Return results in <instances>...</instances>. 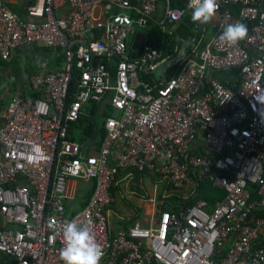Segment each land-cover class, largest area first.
Returning <instances> with one entry per match:
<instances>
[{
  "label": "built area",
  "instance_id": "built-area-1",
  "mask_svg": "<svg viewBox=\"0 0 264 264\" xmlns=\"http://www.w3.org/2000/svg\"><path fill=\"white\" fill-rule=\"evenodd\" d=\"M189 2L21 0L19 14L0 0V61L18 47L63 54L59 68L28 76L36 96L15 91L0 105V264H64L73 220L91 222L101 264H264V0H218L214 31L204 26L179 59L181 48L170 57L145 42L130 56L136 34L151 21L170 33ZM235 18L248 38L229 46L218 36ZM228 69L234 87L214 76ZM102 102L113 111L99 148L86 151L68 123ZM131 168L180 194L205 177L225 195L170 209L156 182L146 220L112 228L111 188ZM73 179L91 185L75 211Z\"/></svg>",
  "mask_w": 264,
  "mask_h": 264
},
{
  "label": "trees",
  "instance_id": "trees-1",
  "mask_svg": "<svg viewBox=\"0 0 264 264\" xmlns=\"http://www.w3.org/2000/svg\"><path fill=\"white\" fill-rule=\"evenodd\" d=\"M171 6L175 8H184L186 5V0H170ZM192 11H188L181 19L176 23L175 28L170 32L163 31L160 26H158L155 21H151L145 28V34L147 35L143 42L150 44L152 47L160 50L162 54L174 57L177 54L183 43L189 41L192 37H198L202 34L204 26L208 30L207 24L201 25L199 23H193L191 20ZM236 15V11L234 12ZM33 49L41 52L50 50L47 47H32ZM177 48V49H176ZM60 50V49H59ZM61 52V50H60ZM136 52L134 49L130 48V56L134 57ZM63 59V54L61 52ZM113 70V62L109 65ZM173 70L170 68L169 73L172 74ZM236 70L228 69L222 71H216L214 76L217 77L221 82L229 87H234L238 81L236 77L234 80H230V74H235ZM79 71L77 69L73 70L70 84L69 93L72 95L76 89V82L78 79ZM169 74V75H170ZM236 76V75H234ZM235 82V83H234ZM22 95H32L36 96L37 93L31 92L28 88L24 91H20ZM71 100L69 97L68 101ZM6 98L0 97V105H4ZM87 114L80 115L76 120L70 121L68 123L67 137L76 140L84 145L85 150H89L90 147L97 150L100 143L105 135L104 123L105 119L112 114V107L108 102H102L101 104L91 103L88 105ZM130 175V177L137 178L143 175H150L146 171H140L134 168L127 170L126 172L119 171L116 181L118 183L112 186L111 192L115 195V190H120L119 176L120 175ZM152 179L156 182L163 181L164 189L162 191L163 197L167 198L168 201L172 202L167 204V208L177 209L178 206L193 204L197 199L203 198L213 204L215 201L222 199L225 195L224 190L212 186L211 182L207 178H203L197 181L195 189L189 194H180L174 191L170 184L166 180H161L153 175H150ZM121 177V176H120ZM119 178V179H118ZM91 193V188H90ZM89 193V195H90ZM88 199V197H87ZM86 199V200H87ZM162 200V199H160ZM165 200V199H163ZM86 202V201H85ZM84 202V203H85ZM82 204V206L84 205ZM168 203V202H167ZM166 204V203H165ZM258 214L264 216V212H259Z\"/></svg>",
  "mask_w": 264,
  "mask_h": 264
},
{
  "label": "crops",
  "instance_id": "crops-1",
  "mask_svg": "<svg viewBox=\"0 0 264 264\" xmlns=\"http://www.w3.org/2000/svg\"><path fill=\"white\" fill-rule=\"evenodd\" d=\"M6 1L15 12L22 14V8L20 6L21 0ZM216 21L217 15L207 24L209 33L214 31ZM235 21H238L237 18H235ZM61 64L62 56L59 49H50L41 52L30 47L16 48L13 50L8 60L0 61V77H4L2 79L3 84H0V86H2L0 87V97L4 96V91H2V89L4 90L5 88H12V93L26 90L28 88V76L30 74L45 69H56L59 68ZM3 86H5V88ZM10 95L6 98L5 103ZM117 183L118 181H116V184ZM68 187L69 199L67 203L69 207L71 206V211H75L80 208L87 197H89L91 185L89 182L73 179L69 181ZM191 187L192 186H189V190ZM186 193L187 191L183 194ZM120 194V190L116 189L114 195L115 201L110 207L109 220L112 228L127 226L134 220H141L144 222L148 215L155 209V205L148 200V197L153 194L150 190L132 196L129 205L125 204L122 199H120ZM161 201L169 205L166 200Z\"/></svg>",
  "mask_w": 264,
  "mask_h": 264
},
{
  "label": "clouds",
  "instance_id": "clouds-1",
  "mask_svg": "<svg viewBox=\"0 0 264 264\" xmlns=\"http://www.w3.org/2000/svg\"><path fill=\"white\" fill-rule=\"evenodd\" d=\"M191 20L201 25L212 21L218 10V0H190ZM248 27L241 21H235L222 27L218 39L229 45H237L248 38ZM104 255L103 246L97 241L91 222L78 224L75 220L63 228V247L59 256L64 264H101Z\"/></svg>",
  "mask_w": 264,
  "mask_h": 264
},
{
  "label": "rangeland",
  "instance_id": "rangeland-1",
  "mask_svg": "<svg viewBox=\"0 0 264 264\" xmlns=\"http://www.w3.org/2000/svg\"><path fill=\"white\" fill-rule=\"evenodd\" d=\"M138 30L144 31V29L142 28H138ZM4 77L1 76L0 77V84H3V79ZM2 87V86H0ZM5 88V86H3ZM12 88H8V89H2L3 94H4V98H7L13 90H11ZM121 176V177H120ZM119 178V183H120V199H122V201L129 205L130 204V200L132 196H136L137 194H140L141 192H148V190H150L153 193V185L156 183V181H154L152 179V177L150 175H143L141 177H137V178H133L130 177V175H120ZM161 182H157L158 184V190L156 191V196L157 199L159 201H161L160 199H165L168 203H172L170 201H168V199L165 197H163L162 191L164 189V185ZM135 192V193H134Z\"/></svg>",
  "mask_w": 264,
  "mask_h": 264
},
{
  "label": "water",
  "instance_id": "water-1",
  "mask_svg": "<svg viewBox=\"0 0 264 264\" xmlns=\"http://www.w3.org/2000/svg\"><path fill=\"white\" fill-rule=\"evenodd\" d=\"M146 36L147 35L145 33H142V32L136 34L135 39L131 45V48L134 49L135 51H137L140 48V46H141L142 42L144 41V39L146 38ZM187 44H189V41H186L183 43V46L181 47L180 52H179L178 56L176 57V59H179L180 57H183L185 55V46ZM158 73H159V71H158Z\"/></svg>",
  "mask_w": 264,
  "mask_h": 264
}]
</instances>
